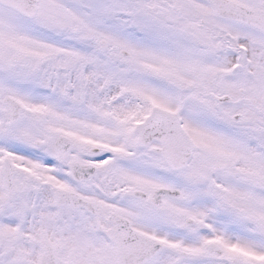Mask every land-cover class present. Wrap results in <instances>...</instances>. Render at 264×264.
Listing matches in <instances>:
<instances>
[{"label":"snow or ice","instance_id":"6c2138e0","mask_svg":"<svg viewBox=\"0 0 264 264\" xmlns=\"http://www.w3.org/2000/svg\"><path fill=\"white\" fill-rule=\"evenodd\" d=\"M0 264H264V0H0Z\"/></svg>","mask_w":264,"mask_h":264}]
</instances>
